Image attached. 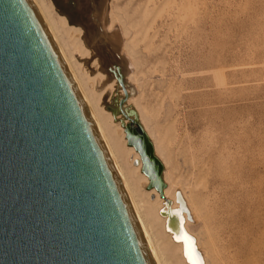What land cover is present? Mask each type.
<instances>
[{
    "label": "rangeland",
    "instance_id": "1",
    "mask_svg": "<svg viewBox=\"0 0 264 264\" xmlns=\"http://www.w3.org/2000/svg\"><path fill=\"white\" fill-rule=\"evenodd\" d=\"M37 1L102 124L132 149L126 172L166 262L191 264L169 202L202 264H264V0ZM124 125L151 140L162 196Z\"/></svg>",
    "mask_w": 264,
    "mask_h": 264
},
{
    "label": "water",
    "instance_id": "2",
    "mask_svg": "<svg viewBox=\"0 0 264 264\" xmlns=\"http://www.w3.org/2000/svg\"><path fill=\"white\" fill-rule=\"evenodd\" d=\"M125 132L161 191L148 144ZM0 264H156L81 87L31 0H0Z\"/></svg>",
    "mask_w": 264,
    "mask_h": 264
},
{
    "label": "bare ground",
    "instance_id": "3",
    "mask_svg": "<svg viewBox=\"0 0 264 264\" xmlns=\"http://www.w3.org/2000/svg\"><path fill=\"white\" fill-rule=\"evenodd\" d=\"M31 2L34 5V7H35L36 11L38 12L40 18L42 19L43 23L45 24L47 30L49 31L50 35L52 36L54 42L56 43L58 49L60 50L61 54L63 55L65 61L67 62L68 66L70 67L72 73L74 74L76 80L78 81V83L81 87V90H82V93L84 95L87 107L89 109L92 121L94 123V126L103 134V136L105 138V141H106L107 146L109 148V151L112 155V158L114 160V163L116 165V168L118 170L120 178L123 182V185L125 187V190L127 192L129 200L131 202V205L134 209V212L136 214V217L138 219V222H139L140 227L142 229V232L145 236V239L147 241V244L149 246V249L151 251V254L153 256L155 263L156 264H168L166 262V260L164 259V256L162 255L161 248H160L161 245L158 244V240L155 238V235H154L152 227H151V223L149 222V220L147 218L148 216L143 211L141 201H139L137 199L136 192L133 188L134 183H132V181L129 179L127 172H126L127 171L126 165L129 164L128 155H130V151L132 152V149L125 150L123 148L118 147L117 143L113 140V138H112L109 130L107 129L106 125L102 124L103 122L100 120V118L98 116L100 114L97 113L94 105L92 104V102H91V100L87 94L88 91H86L85 88L83 87V84L80 81L81 78L80 79L78 78L77 73L75 72V69H74L73 65L71 64V61L69 60V58L66 54V51L64 50L60 40L58 39L56 30L53 27L54 25L51 21V17L47 14V12L43 9L42 5L37 0H31ZM93 101H95V100H93ZM125 107H124V109H126ZM126 114H127L126 118L129 117L130 118L129 120L131 121V119H132L135 123V121H136L135 114L133 112H129L127 110H126ZM129 114L134 115V117L131 118L129 116ZM105 124H106V122H105ZM124 128L131 135L142 137L145 140V142L148 144L149 149H150V153H152L153 157L158 161V166H159V169L161 172V181L163 183V188L161 189V191H158L155 187H150V189H155L160 194V196H162L163 190L165 188V184H164L163 179H162L163 165H162L161 161L159 160V158H157V156L155 155L153 144H152L151 140L147 137V135L143 131L137 130L134 127H132L131 125H124ZM125 134H126V132H125ZM126 141H127V138H126ZM127 145H128V142H127ZM128 146H130V145H128ZM130 147H132L134 149L133 146H130ZM139 157H140V155H139ZM169 175L171 176V174H169ZM170 176H169V178H170ZM148 182H149V179H148ZM167 193H169V192H166L164 194L165 198L167 197ZM166 205H167L168 210L165 211V214L162 211L161 214L163 216L166 215L165 218H166L167 230L171 231L173 233V236L177 241H181V244H182L183 250H184V254L191 264H202L201 259L199 257L200 254L197 253L198 250L196 251V248H195L196 245H194L192 237L185 231V228L183 226V224H184L183 216L181 215V212L176 208H172V209L169 208V202H167Z\"/></svg>",
    "mask_w": 264,
    "mask_h": 264
}]
</instances>
